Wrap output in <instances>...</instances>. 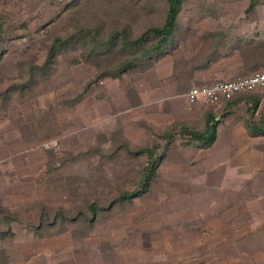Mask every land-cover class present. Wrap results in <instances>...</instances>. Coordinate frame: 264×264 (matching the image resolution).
Returning a JSON list of instances; mask_svg holds the SVG:
<instances>
[{
    "label": "rangeland",
    "instance_id": "374dc122",
    "mask_svg": "<svg viewBox=\"0 0 264 264\" xmlns=\"http://www.w3.org/2000/svg\"><path fill=\"white\" fill-rule=\"evenodd\" d=\"M165 1L0 0V264H137L154 223L191 219L195 211L207 219L211 207L240 222L241 252L264 264V136L247 129L253 101L235 110L188 101L193 117L186 126L203 130L209 118L218 120L214 145L188 146L177 134L183 126L167 125L161 114L152 124L136 106L131 78L158 61L120 79L100 78L123 55L89 56L90 32L106 37L126 28L137 35L162 22ZM261 2L246 16L250 0H184L179 23L188 32L179 34L200 43L233 25L236 36L261 33ZM71 35H78L74 44L53 47ZM180 43L170 55H182ZM256 73L264 67L239 76ZM108 83L118 107L95 104ZM252 95L260 99L256 122L264 119V89L239 97ZM147 147L164 157L157 174L141 197L118 202L141 189L149 159L137 152ZM171 206L189 210L177 215Z\"/></svg>",
    "mask_w": 264,
    "mask_h": 264
},
{
    "label": "crops",
    "instance_id": "0c3cea01",
    "mask_svg": "<svg viewBox=\"0 0 264 264\" xmlns=\"http://www.w3.org/2000/svg\"><path fill=\"white\" fill-rule=\"evenodd\" d=\"M192 38L187 37L182 42L184 49L179 53L181 56L165 55L152 71L131 78L133 83L138 84L135 85L136 106L144 110V118L145 115L148 119L152 117V124L156 122L154 116L161 114L167 125L179 123L181 127L186 126L185 123H189L193 117L191 105L185 97L192 84L226 81L241 74V58L239 52L232 49V43L217 54L206 38H201L200 43V39L192 41ZM177 49H181V43ZM112 84L108 83L104 88L107 95L104 99L94 98L95 104L104 102L108 106L118 107L114 98L109 97ZM166 101L168 107L164 111ZM93 125L98 128L97 120ZM215 143L216 140L212 145ZM171 207L177 214L179 208ZM184 210L189 208L180 209L177 215ZM210 210V218L207 219L195 211L196 215L191 219L176 221L170 217L154 223L153 234L142 238L144 251H138L142 261L137 264H242L243 260L247 264L257 263L260 255L241 252L243 235L240 222L219 216L216 207Z\"/></svg>",
    "mask_w": 264,
    "mask_h": 264
},
{
    "label": "trees",
    "instance_id": "16d2710c",
    "mask_svg": "<svg viewBox=\"0 0 264 264\" xmlns=\"http://www.w3.org/2000/svg\"><path fill=\"white\" fill-rule=\"evenodd\" d=\"M261 1L262 0H250V4L245 11L246 16L253 14L257 6L260 3H263ZM183 3L184 0H166L163 5L164 14L162 22L157 25L148 26L137 35H133L132 32L126 28L113 31L106 37H100L99 33L96 31L94 33L90 32V40L87 44L85 43L86 47H88L89 56L102 57L112 51H118L119 54L123 55L121 61L117 65L104 68L99 77L120 79L123 76L128 75L131 71L146 69L153 62L158 61L165 55L171 54L175 48H178L180 42H183L188 37L182 36L183 33L187 34L188 28H184L179 23ZM233 26L213 30L208 33L205 38L213 45V49L217 54L220 53V49H224L229 43H232V49L237 50L241 58V73L263 68L264 30L263 32L258 31L261 33H255L253 35L236 36L232 33ZM179 32H181L182 35L181 33L179 34ZM77 36L78 35H71L63 39L58 38L54 41L53 47L56 48V50L61 49L59 48L61 46L68 47L69 45L74 44L73 39ZM53 52H55V50ZM50 60L45 63H50ZM238 77L241 78V76ZM237 78L235 77L234 79ZM244 101H253V107L251 108L252 121L250 120L247 123V129L250 136H264V119L256 122L253 120L260 104L259 97H255L254 95L239 98L236 97L225 103L226 106L229 105L231 109H234ZM216 122V120L209 118V121H207V125L203 130L184 126L182 127L183 130L179 133L177 132V128L180 127V124H176L175 126L177 128L174 132H177V134H183L187 137L188 146L207 148L216 140ZM174 132L169 134L168 137H171V139L168 141L166 148H170L171 141L174 139L172 135ZM137 154L142 156L148 155L149 159L146 164L143 179L139 185V188L141 189L134 193H122L118 198V202L120 203H129L134 198H139L144 192H146V189L150 186L153 177L157 174L156 172L164 158L161 155H157L153 149L148 147L139 150ZM88 209L93 215H96L100 208L97 207L96 204H93L90 205Z\"/></svg>",
    "mask_w": 264,
    "mask_h": 264
},
{
    "label": "built area",
    "instance_id": "2783aa9c",
    "mask_svg": "<svg viewBox=\"0 0 264 264\" xmlns=\"http://www.w3.org/2000/svg\"><path fill=\"white\" fill-rule=\"evenodd\" d=\"M264 89V73H256L233 80L216 81L211 84L193 86L185 95L190 103L203 99L211 104H222L238 96Z\"/></svg>",
    "mask_w": 264,
    "mask_h": 264
}]
</instances>
